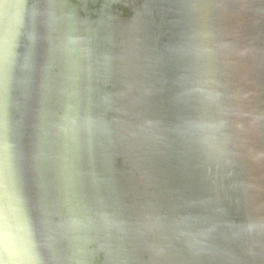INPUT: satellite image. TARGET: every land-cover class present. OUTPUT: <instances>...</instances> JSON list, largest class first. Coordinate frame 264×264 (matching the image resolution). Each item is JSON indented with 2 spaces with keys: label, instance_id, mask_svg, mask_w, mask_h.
Returning <instances> with one entry per match:
<instances>
[{
  "label": "water",
  "instance_id": "obj_1",
  "mask_svg": "<svg viewBox=\"0 0 264 264\" xmlns=\"http://www.w3.org/2000/svg\"><path fill=\"white\" fill-rule=\"evenodd\" d=\"M0 264H264V0H0Z\"/></svg>",
  "mask_w": 264,
  "mask_h": 264
},
{
  "label": "clouds",
  "instance_id": "obj_2",
  "mask_svg": "<svg viewBox=\"0 0 264 264\" xmlns=\"http://www.w3.org/2000/svg\"><path fill=\"white\" fill-rule=\"evenodd\" d=\"M5 7H7V6H5Z\"/></svg>",
  "mask_w": 264,
  "mask_h": 264
}]
</instances>
